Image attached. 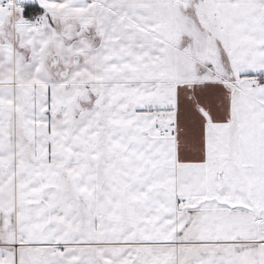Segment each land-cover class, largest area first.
Instances as JSON below:
<instances>
[{
  "label": "crops",
  "instance_id": "crops-1",
  "mask_svg": "<svg viewBox=\"0 0 264 264\" xmlns=\"http://www.w3.org/2000/svg\"><path fill=\"white\" fill-rule=\"evenodd\" d=\"M26 5L43 10L57 39L76 31L70 44L86 45L87 71L49 82L60 106L62 86L82 87L70 101L75 122L63 123L62 108L55 124L47 101L34 110L48 122L45 138L42 125L25 134L35 113L18 65L39 40L18 57L14 24ZM56 37L40 39L46 50ZM55 57L62 64L52 52L51 67ZM169 125L176 135L160 136ZM220 128L230 135L225 167L249 185L236 202L208 187L223 157L209 134ZM0 211L15 214L19 241L52 243L77 264L95 255L106 264H264V0H0Z\"/></svg>",
  "mask_w": 264,
  "mask_h": 264
},
{
  "label": "rangeland",
  "instance_id": "rangeland-1",
  "mask_svg": "<svg viewBox=\"0 0 264 264\" xmlns=\"http://www.w3.org/2000/svg\"><path fill=\"white\" fill-rule=\"evenodd\" d=\"M199 13L201 14L202 19L205 21L206 18H204L205 17L204 12L201 11ZM42 16L43 14L42 15L39 14L33 17L24 16V19L23 17L16 19L15 24H14V28L16 32L20 31V42H16L14 46V50L17 53L18 57H19L20 51L23 52L26 49H29V47L28 48L25 47V44L26 42H28L29 39L33 40L34 37H37L39 39L34 44V46H32L34 47L32 54L29 53V56H27L28 62L21 61V63L18 65L19 78L29 83L27 86H20L21 90H23L21 92L26 94V97L28 99L27 106L32 112L35 113V111L40 110V108H43V109L46 108L47 105L45 101H47V102H50L51 104L50 114H51L52 120L55 121V124L60 123L59 121H57V118H55V111L56 109H62V108H65L64 109V119L62 120L63 123H66V122L72 123V122H75L76 118L71 115L72 112H71L70 101L75 99L76 94L80 92L82 87L79 85L78 86L72 85L71 93L68 94L66 93L67 91L66 86H62L61 87L63 91V94L61 97L62 105L60 106L58 104H55L53 101L54 99L56 102V99H57L56 94L58 93V91H60V89H58L56 85H51V83L49 82H52V81L58 82L57 81L58 76H59L58 72L62 70V68L64 67L63 63L69 64L71 62L72 70L70 71L67 79L61 80L59 82L66 81L72 84L77 72L87 71L88 69L87 61L86 62L84 61L83 63L80 62L82 59H84L81 55L84 52H86V45H82V42H80L83 38H81L80 41L78 42L76 41L72 45L70 44L69 39L71 36L72 37L75 36L76 31L75 32L69 31L65 34H62V36H60L57 39L56 37L57 34L55 33V31L48 29V27L52 25L49 20L50 18L46 16H43V17ZM64 18H67V17L65 16ZM83 20L87 21L90 19L86 17V19H83ZM44 27L48 29V32H49L48 34H46V32L44 33L43 31ZM199 27L200 26L196 27V29ZM199 30L201 31V28H199ZM47 36L49 39H53V37H56L55 44L57 46V49L50 50V51L46 50L48 43L43 42L40 39H45ZM85 39L86 38H84V40ZM60 40L61 41L64 40V44H61ZM66 40H68V42H65ZM43 51L46 52V56L48 55V58L46 57L47 59H44ZM52 52H55L61 57L62 64L59 66V68H53L49 65L50 63L49 56L51 55ZM73 55L74 56L78 55L79 58L77 59V61H75L76 58L73 57ZM42 57L44 60L42 59ZM85 57L87 58L88 56L85 55ZM46 69L48 70V73L50 74V76L45 71ZM89 72H91L90 68H89ZM52 73L53 75H51ZM49 98H52V101H49ZM18 101H19L18 102V109H19V106L20 107L23 106L24 101L22 102L21 98ZM41 115H42L41 113H38V114L32 113L30 115L32 119L26 120V122H29V125L31 127V130H29L28 133H25L27 137L32 139L34 136H36L35 134L39 132L38 129H40L42 125L44 129H42L43 133L41 134V136L42 138H45L44 134H47L46 128H47L48 122L46 119L39 120L40 118H42ZM16 133H17V130H16ZM209 135H210V138L212 137V139L214 140L217 149L218 148L220 149L219 152L221 155L228 153L230 151V147H229L230 146V135L229 133L225 131V129L222 130V128H220L216 132V135L215 134H209ZM19 139H21V137H19ZM40 152L42 154L39 152H36L37 158H35V160H41V158H46L45 147H43ZM222 156L223 157L221 158L220 167L215 168L214 169L215 173H212L213 180H210L211 176L209 177L208 187H209V190L212 191V195L219 194L221 195L220 197H222L224 201H229V202L235 201L236 202V200H238L236 199L238 195L241 196L242 194H245L248 196L249 185L247 184L246 180L243 179L240 175L238 176V178L231 175V173L229 172V167H230L229 164H231L232 162L229 161V157H225L224 155ZM226 162L229 164L225 167ZM217 181H220V182H217ZM238 190H241V191L238 192ZM8 214L9 213L0 211V264H65L66 262H68V264L78 263V261L74 258L68 261L66 258L62 257L59 248L57 246L56 248L53 247L51 245L52 243L40 242V241L22 243L21 241H19L18 237L14 236L11 230H13L14 228L16 230V228L19 227L20 225L18 222H16L14 218L15 216L14 213H10L9 215ZM7 217L13 220L11 227L10 226L8 227L6 224H4L6 223ZM112 248L115 249L113 251H116L119 249L122 250L126 247L124 246L115 247L114 246ZM130 249L131 250L127 249L128 251H126L125 253L126 258L132 257L133 253L136 251L135 248L133 247ZM83 250L85 252L87 251L86 249H83ZM28 252H31V256L29 257L26 256V253ZM88 261L89 263L93 262V264H106L103 258L97 255H95L94 258L92 259L88 258ZM138 261L140 262V260Z\"/></svg>",
  "mask_w": 264,
  "mask_h": 264
},
{
  "label": "flooded vegetation",
  "instance_id": "flooded-vegetation-1",
  "mask_svg": "<svg viewBox=\"0 0 264 264\" xmlns=\"http://www.w3.org/2000/svg\"><path fill=\"white\" fill-rule=\"evenodd\" d=\"M88 31V29H86V28H81L80 30H79V34H81V33H83L84 34V32H87ZM73 57H75V58H79L78 57V55H76V56H74L73 55ZM61 59V58H60ZM73 59V58H72ZM56 60V59H55ZM55 60H53L52 61V67H57V68H59V59H58V61L56 62ZM74 62V61H73ZM63 65H64V67H63V69L62 70H60V76H62L63 74H66V73H70V71H71V69H72V63L70 62L69 64H65V63H63ZM68 75V74H67Z\"/></svg>",
  "mask_w": 264,
  "mask_h": 264
},
{
  "label": "built area",
  "instance_id": "built-area-1",
  "mask_svg": "<svg viewBox=\"0 0 264 264\" xmlns=\"http://www.w3.org/2000/svg\"><path fill=\"white\" fill-rule=\"evenodd\" d=\"M2 7H3V9L8 7V3L4 2ZM157 129L159 130L160 136H165L166 134H170L171 136H175L177 133L175 125H169V126L165 127L164 129L157 127Z\"/></svg>",
  "mask_w": 264,
  "mask_h": 264
},
{
  "label": "trees",
  "instance_id": "trees-1",
  "mask_svg": "<svg viewBox=\"0 0 264 264\" xmlns=\"http://www.w3.org/2000/svg\"><path fill=\"white\" fill-rule=\"evenodd\" d=\"M35 9V10H32ZM40 13H43V10L41 8H38L36 5H26L24 10V16L25 17H33Z\"/></svg>",
  "mask_w": 264,
  "mask_h": 264
},
{
  "label": "water",
  "instance_id": "water-1",
  "mask_svg": "<svg viewBox=\"0 0 264 264\" xmlns=\"http://www.w3.org/2000/svg\"><path fill=\"white\" fill-rule=\"evenodd\" d=\"M55 59L57 60V57H55ZM75 61H77V58L75 59ZM66 74H63V76H65Z\"/></svg>",
  "mask_w": 264,
  "mask_h": 264
}]
</instances>
